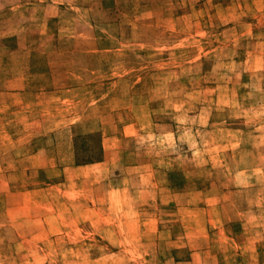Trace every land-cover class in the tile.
Here are the masks:
<instances>
[{"label":"rangeland","instance_id":"1","mask_svg":"<svg viewBox=\"0 0 264 264\" xmlns=\"http://www.w3.org/2000/svg\"><path fill=\"white\" fill-rule=\"evenodd\" d=\"M46 4L0 0V264H264V0Z\"/></svg>","mask_w":264,"mask_h":264},{"label":"crops","instance_id":"2","mask_svg":"<svg viewBox=\"0 0 264 264\" xmlns=\"http://www.w3.org/2000/svg\"><path fill=\"white\" fill-rule=\"evenodd\" d=\"M46 1H47L46 5H47V7H49L50 10H52V9H54V7H56V5L54 6L55 2H64V0H46ZM20 46H23V45H20ZM66 144L67 145L65 146V153L67 154V159L69 162V163H67V167H68V165L70 167H73L74 165H76L75 164V156H74V152H73V150H74L73 142H72V140H69V142L67 141ZM104 153H105V155H104L105 158L103 157V160H101L100 162H97L99 165H103V164L107 163V162L106 163L104 162L108 158L106 149H104ZM39 154H41L40 150L33 152V154L32 155L30 154V155L35 160L36 156ZM29 159H30V156H29ZM41 165L42 164L38 165V167ZM91 165H93V164H86L85 166L76 165L75 167H76V169L81 168V170H83L86 167L89 168L88 166H91ZM33 166L37 167L36 165H33ZM194 254L195 253H193L192 255L194 256Z\"/></svg>","mask_w":264,"mask_h":264}]
</instances>
